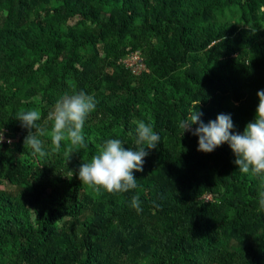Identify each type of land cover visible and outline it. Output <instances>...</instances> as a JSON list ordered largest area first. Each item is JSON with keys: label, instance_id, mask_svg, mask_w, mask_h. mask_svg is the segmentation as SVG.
Wrapping results in <instances>:
<instances>
[{"label": "trees", "instance_id": "1", "mask_svg": "<svg viewBox=\"0 0 264 264\" xmlns=\"http://www.w3.org/2000/svg\"><path fill=\"white\" fill-rule=\"evenodd\" d=\"M134 52L138 71L121 62ZM80 90L96 102L86 147L67 161L69 145L44 137L47 155H33L16 113L39 109L44 123ZM260 90L264 0H0V264H264V177L240 173L228 143L198 151L178 126L200 102L205 125L230 115L242 134ZM136 120L160 137L138 187L82 184L107 140L139 147Z\"/></svg>", "mask_w": 264, "mask_h": 264}, {"label": "clouds", "instance_id": "2", "mask_svg": "<svg viewBox=\"0 0 264 264\" xmlns=\"http://www.w3.org/2000/svg\"><path fill=\"white\" fill-rule=\"evenodd\" d=\"M257 97L259 103L254 121L246 125L242 134L232 132L233 122L230 115L220 114L214 121L205 125L200 119L202 113L198 110L200 102L186 119L179 121L178 126L183 133L191 132L198 137V151L211 153L222 144L228 143L236 156L235 163L240 173L264 177V90L258 91ZM95 108L94 96L83 90L63 94L56 101L53 110L48 113L44 123H38L42 119L39 109L21 108L16 113V120L28 129L24 146L29 147L33 155L44 157L47 152L44 150L42 138L51 139L55 152L60 151L61 142H66L69 146L64 151V156L69 161L74 149L86 147L83 128ZM133 123L136 144L139 147L136 150H126L121 139L107 140L95 156L82 163L78 174L82 184L97 192L104 189L108 193H127L138 187L133 172L143 171L144 159L149 154L146 149H156L160 137L151 123L144 120H136ZM193 125L198 126L193 130ZM131 134L129 132V135ZM3 139V134L0 133V143ZM257 196L260 208H264V187L258 191ZM132 207L138 213L141 211L139 195L132 197Z\"/></svg>", "mask_w": 264, "mask_h": 264}, {"label": "built area", "instance_id": "3", "mask_svg": "<svg viewBox=\"0 0 264 264\" xmlns=\"http://www.w3.org/2000/svg\"><path fill=\"white\" fill-rule=\"evenodd\" d=\"M141 58L138 52H134L126 56L121 62L126 66L130 67L133 71H138L142 68V64L140 63ZM4 140V139H3ZM8 142L11 140H7ZM206 199H210L209 196L205 197Z\"/></svg>", "mask_w": 264, "mask_h": 264}, {"label": "rangeland", "instance_id": "4", "mask_svg": "<svg viewBox=\"0 0 264 264\" xmlns=\"http://www.w3.org/2000/svg\"><path fill=\"white\" fill-rule=\"evenodd\" d=\"M103 17H104L105 19L107 18L106 15H103ZM231 30H232V31H236V27H233ZM2 188H3V186H0V189H2Z\"/></svg>", "mask_w": 264, "mask_h": 264}]
</instances>
